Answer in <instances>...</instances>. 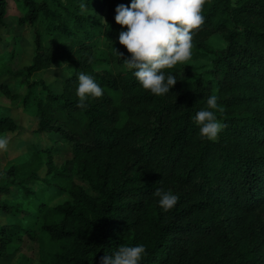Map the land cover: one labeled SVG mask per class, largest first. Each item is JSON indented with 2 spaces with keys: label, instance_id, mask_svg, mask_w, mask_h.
<instances>
[{
  "label": "trees",
  "instance_id": "1",
  "mask_svg": "<svg viewBox=\"0 0 264 264\" xmlns=\"http://www.w3.org/2000/svg\"><path fill=\"white\" fill-rule=\"evenodd\" d=\"M119 3L131 0H20L18 22L30 30L32 46L30 60L15 72L27 87L21 105L35 116L36 131H51L70 151L56 163L54 136L50 146L7 160L0 169V213L14 218L0 221V256L9 233L20 226L16 205L6 200L15 197L10 187L35 178L44 166L41 179L68 195L53 205L43 194L31 201L44 237L56 246L57 264H100L120 245L139 244L147 250L141 264H264V0H207L192 50L213 55L211 79L192 78V66L178 64L165 72L177 83L164 96L145 91L124 65L130 54L118 40L126 30L114 19ZM213 32L223 47L206 45ZM98 37L110 69L92 54ZM65 62L71 70L55 90L37 77ZM81 72L104 90L83 109L75 95ZM35 83L43 95L30 89ZM0 91L7 95L3 82ZM211 95L218 96L224 112L213 111L226 125L215 142L202 139L194 123ZM14 127L9 117H0V131ZM156 189L179 197L173 209H161Z\"/></svg>",
  "mask_w": 264,
  "mask_h": 264
},
{
  "label": "rangeland",
  "instance_id": "2",
  "mask_svg": "<svg viewBox=\"0 0 264 264\" xmlns=\"http://www.w3.org/2000/svg\"><path fill=\"white\" fill-rule=\"evenodd\" d=\"M3 14L2 24H0V82L5 81L7 85V98L6 106H11L15 109L13 113L15 126L18 123V129L15 131L14 138H10V143L7 152L0 153V169L4 167L7 158L22 156L25 152L36 148H44L51 145V139L55 136L51 131H36L35 116L29 114L21 105L22 97L26 93V82L21 80V76L16 74L22 63L30 60L32 46L29 43L31 39V32L18 22L19 17L22 15V8L20 0H3ZM101 28L104 22V16L101 14L99 17ZM206 45L210 48H221L224 46V40L217 32H213L206 38ZM92 54L95 57H102V67L110 69L112 67L111 60L107 58L106 48L102 42V37H98L92 43ZM213 55L207 49H191V60L187 65L192 66L194 69V78L196 75L206 81L210 80V69ZM71 66L69 63L62 65L52 64L49 68L38 74L40 78L49 85L50 88L56 89L59 87V78L62 73L69 72ZM16 72V73H15ZM37 77H29L37 79ZM3 82V83H5ZM58 86V87H57ZM30 89L36 95H43L44 91L40 83L33 84ZM3 95V96H4ZM12 95V96H11ZM4 96V97H5ZM32 104V98L29 100ZM13 110V109H12ZM20 112H23L22 118L18 117ZM21 115V114H20ZM19 115V116H20ZM18 117V118H16ZM12 129H6L10 131ZM4 131V132H5ZM12 132V131H11ZM14 133V132H13ZM19 137H23L20 143ZM53 141L52 155L56 163H60L65 157L69 156V145L63 139ZM21 145V146H20ZM17 155V156H16ZM7 159V160H6ZM14 159V158H12ZM39 169L37 176L32 179L25 180L21 186H11L10 196L15 194L14 198H6L8 204L16 205L15 215L19 219V227L9 233V240L5 244V255L0 256V264H57L55 252L56 246L44 237L41 230V220L39 213L35 207L32 206L33 199L38 200L43 194L44 201L48 205H53L68 198V195L61 189L55 187L53 184L46 183L43 168ZM75 176V175H74ZM47 179V177H46ZM80 183L87 191L92 192L83 179H74ZM24 189L30 191L28 195L25 194ZM22 192V193H21ZM17 193V194H16ZM13 216L0 213V221L11 222Z\"/></svg>",
  "mask_w": 264,
  "mask_h": 264
},
{
  "label": "clouds",
  "instance_id": "3",
  "mask_svg": "<svg viewBox=\"0 0 264 264\" xmlns=\"http://www.w3.org/2000/svg\"><path fill=\"white\" fill-rule=\"evenodd\" d=\"M207 0H131L130 5L119 3L115 8V22L126 28L120 31L119 44L130 54L123 58L125 67L145 91L155 96H164L177 83L175 75H165L166 70L178 64L187 65L191 60L194 35L205 23L203 15ZM81 13L87 5L80 3ZM119 56L124 53L117 50ZM103 88L94 77L81 72L75 95L77 106L87 107L85 101L91 97L103 96ZM218 96L207 99V109L196 113L194 123L199 128L202 139L217 141L219 133L226 127L218 121L215 111L224 112L218 103ZM211 109V110H208ZM10 139L0 136V153L7 152ZM154 196L159 197V206L164 212L173 209L179 199L171 191L156 189ZM147 255L143 244L136 246L120 245L111 255L100 257V264H141Z\"/></svg>",
  "mask_w": 264,
  "mask_h": 264
},
{
  "label": "crops",
  "instance_id": "4",
  "mask_svg": "<svg viewBox=\"0 0 264 264\" xmlns=\"http://www.w3.org/2000/svg\"><path fill=\"white\" fill-rule=\"evenodd\" d=\"M3 82H5V81H3ZM5 84H6V82H5ZM4 94L3 93H1L0 92V117H4V116H7V117H12L13 116V113L15 112V109L13 108V107H11V106H6V103H7V100H6V96L4 97L3 96ZM13 109V110H12ZM23 112H20V116L18 115V117H20V118H22V116H23V114H22ZM18 117H16V118H18ZM12 118H14V117H12ZM36 119V118H35ZM18 126H19V124L17 123L16 124V129L15 128H13V129H15V131L18 129ZM10 130V131H5L6 129H4V130H1L0 131V136H7V137H10V138H13V140L14 141H16L17 140V138H14V134H15V131L14 130ZM5 131V132H4ZM12 131V132H11ZM14 132V133H13ZM19 140H20V143L22 142V140H23V137H19L18 138ZM21 146V145H20ZM17 156V155H16ZM12 158H14L13 156H12ZM11 157H10V159H12ZM8 160H10L9 158H7ZM6 159V160H7Z\"/></svg>",
  "mask_w": 264,
  "mask_h": 264
}]
</instances>
